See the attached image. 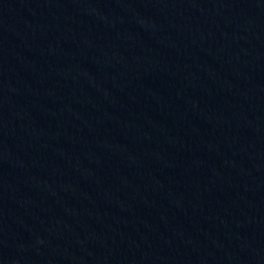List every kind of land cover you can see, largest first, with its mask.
<instances>
[{
    "label": "water",
    "instance_id": "1",
    "mask_svg": "<svg viewBox=\"0 0 264 264\" xmlns=\"http://www.w3.org/2000/svg\"><path fill=\"white\" fill-rule=\"evenodd\" d=\"M261 122L264 0H0V264Z\"/></svg>",
    "mask_w": 264,
    "mask_h": 264
}]
</instances>
